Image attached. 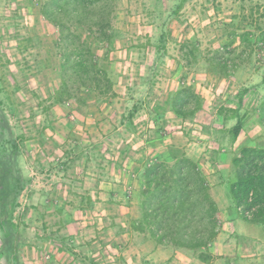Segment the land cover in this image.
Returning a JSON list of instances; mask_svg holds the SVG:
<instances>
[{
	"label": "rangeland",
	"instance_id": "374dc122",
	"mask_svg": "<svg viewBox=\"0 0 264 264\" xmlns=\"http://www.w3.org/2000/svg\"><path fill=\"white\" fill-rule=\"evenodd\" d=\"M43 1L0 0V85L16 104L26 135L14 163L31 178L13 212V221L21 222L20 263L264 264V229L235 215L225 184L234 169L231 157L246 139V129L253 128L248 143L264 147L260 106L264 0H188L176 14L172 9L178 0H115L109 46L88 39L98 56H105L108 49L103 64L113 82L112 92L83 91L82 105L74 99L51 104L50 90L59 85L62 59L57 30L40 12ZM161 29L168 32V41L152 94L146 97L139 85L131 91L135 99L145 98L148 108L162 107L157 111L162 114L161 130L156 131L144 109L127 128V87L139 83L149 63L153 48L142 44ZM220 60L227 64L224 71L216 65ZM184 88L201 101L200 109L186 118L175 114L169 103ZM244 88L248 91L240 107L245 114L243 128L229 144L221 130L234 123L228 108L237 106ZM188 98L191 107L195 100L192 95ZM221 108L225 109L220 112ZM7 118L16 120L11 115ZM75 142L104 150L103 159H98L102 171L84 155L69 164L66 172L62 170L58 163L63 152ZM183 154L197 161L219 209L218 234L208 246L213 256L208 263L198 259V251L156 244L148 231L130 228V222L140 217L144 162L158 159L172 164ZM84 193L91 196L93 208L80 203ZM24 207H28L26 213ZM21 213L25 214L19 221ZM230 229L244 239L231 238ZM0 264H12L7 248L0 251Z\"/></svg>",
	"mask_w": 264,
	"mask_h": 264
},
{
	"label": "trees",
	"instance_id": "16d2710c",
	"mask_svg": "<svg viewBox=\"0 0 264 264\" xmlns=\"http://www.w3.org/2000/svg\"><path fill=\"white\" fill-rule=\"evenodd\" d=\"M186 1L188 0H178L172 9L173 13L176 14ZM114 2L115 0H44L41 3V14L57 30V45L62 59L59 85L50 90L51 104H62L74 99L78 105H82L85 103L83 91H94L98 95L112 92L113 82L103 64L104 59H107L108 49L105 50L106 55L100 57L91 48L88 39L93 37L109 46L112 40L110 16ZM167 41L168 32L161 29L154 39H147L142 44L143 48L152 47L153 51L146 71L139 76V83L127 87V128L132 125L134 115L144 109L156 131L161 130L158 119L162 114L159 115L157 111L162 107L156 104L154 108H148L147 100L135 99L131 91L138 89L139 85L145 89L146 97L152 94L154 78L166 53ZM216 63L217 66L221 65L223 71L227 68L224 61ZM247 91L244 88L239 93L236 107L228 108L234 123L221 131L224 133V141L229 144L234 143L242 131L245 114L240 113V107ZM189 95L195 100L191 107L188 105ZM169 103L171 110L182 118L193 115L201 105L200 97L195 96L190 88L179 89L171 96ZM260 106L262 116L264 99ZM223 109L225 108H221L220 112ZM8 115L16 118L15 122H10ZM204 130L211 138L217 139L207 128ZM0 134L4 135L0 139V251L7 248L12 264H21L17 254L21 222L13 221V212L20 206L18 196L29 185L31 178L24 175L14 163L23 151L26 135L19 124L17 106L9 95L4 94L1 85ZM82 155L87 162H95L99 171L103 170L101 160L98 159H103L104 150H96L95 144L75 142L69 149L64 150L63 160L58 164L66 172L69 164ZM35 163L40 164L38 161ZM231 163L234 169L225 181L231 207L239 219L259 224L264 229V147L243 144L231 157ZM142 169V185L139 189L140 217L130 222V228L137 232L148 231L156 244L198 251L200 261L210 262L213 256L208 251V246L218 234L219 209L197 161L183 154L176 157L172 164L158 159L144 162ZM50 193L54 194L55 191ZM80 197L81 204L84 203L88 209L93 208V201L88 193ZM27 209L28 207H24L23 211L26 213ZM23 214L19 215V221ZM124 231L123 227L120 228V232ZM229 236L236 241L244 239L231 229ZM142 264L155 263L145 260Z\"/></svg>",
	"mask_w": 264,
	"mask_h": 264
},
{
	"label": "crops",
	"instance_id": "0c3cea01",
	"mask_svg": "<svg viewBox=\"0 0 264 264\" xmlns=\"http://www.w3.org/2000/svg\"><path fill=\"white\" fill-rule=\"evenodd\" d=\"M258 119H260V116H259V118ZM253 129V128H252ZM252 129H246L245 131H244V133H243V135H244V137L246 138L245 140H244V142H243V144L245 145H253V144H251V143H248V141L249 140H252L250 137L251 136H253L252 135V133H253V131H252ZM258 135H260V134H258ZM242 144V145H243ZM237 220V219H236ZM248 223V222H247Z\"/></svg>",
	"mask_w": 264,
	"mask_h": 264
}]
</instances>
